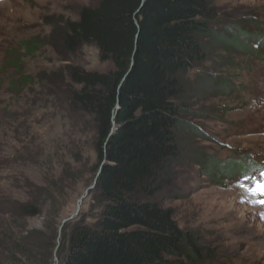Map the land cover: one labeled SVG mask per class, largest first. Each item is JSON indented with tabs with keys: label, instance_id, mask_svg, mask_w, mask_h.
I'll list each match as a JSON object with an SVG mask.
<instances>
[{
	"label": "trees",
	"instance_id": "trees-1",
	"mask_svg": "<svg viewBox=\"0 0 264 264\" xmlns=\"http://www.w3.org/2000/svg\"><path fill=\"white\" fill-rule=\"evenodd\" d=\"M214 17L209 0H99L52 30L50 45L61 62L70 64L83 46H93L111 70L67 65L59 76L46 77L64 97H38L33 103L62 104L70 124V132L52 140L49 150L24 123L23 135L8 125L20 147L10 155L0 150V169L11 174L8 187L22 199L0 192V264H52L62 209L86 166L85 149L97 158L92 178L97 182L89 192L96 214L92 223L78 214L63 226L58 264L203 263L197 238L153 199L183 158L181 136L197 134L183 121L184 76L206 61L207 40L228 42L233 53L246 48L240 32L226 41L216 35ZM43 44L29 40L21 48L31 56ZM261 51L260 44L248 52ZM207 164L199 162L209 177L245 168ZM26 169L38 170L40 180L26 177ZM36 218L41 226L30 228Z\"/></svg>",
	"mask_w": 264,
	"mask_h": 264
},
{
	"label": "rangeland",
	"instance_id": "rangeland-1",
	"mask_svg": "<svg viewBox=\"0 0 264 264\" xmlns=\"http://www.w3.org/2000/svg\"><path fill=\"white\" fill-rule=\"evenodd\" d=\"M98 2L0 0V150L7 155L20 147L11 139L8 125L23 135L24 123L46 151L52 140L70 132L62 104L51 108L47 101L33 103L38 97H64L62 88L48 82V75L59 76L67 65L100 73L111 70L110 64L100 62L93 46H83L68 64L61 62L62 55L50 42L53 29L76 20L82 8ZM209 4L214 10L211 27L215 34L226 41L240 32L246 48L233 53L228 42L207 40L206 61L184 76L187 112L183 121L197 134L181 136L183 158L173 166L170 183L153 201L171 209L177 226L197 238L204 250L202 264H264V54L248 52L260 44L264 47V0H209ZM29 40L44 44L25 56L21 45ZM19 139L25 142L23 136ZM83 154L86 166L69 192L61 221L75 213L79 198L93 183L96 155L89 149ZM201 160L221 167L226 163L228 171L234 164L245 168L209 177L208 169L199 166ZM23 174L40 180L38 170L26 169ZM10 175L0 169V192L7 195L14 192L7 183ZM18 194L13 195L22 199ZM95 214L88 195L79 217L89 224ZM41 222L36 218L28 225L39 228Z\"/></svg>",
	"mask_w": 264,
	"mask_h": 264
},
{
	"label": "water",
	"instance_id": "water-1",
	"mask_svg": "<svg viewBox=\"0 0 264 264\" xmlns=\"http://www.w3.org/2000/svg\"><path fill=\"white\" fill-rule=\"evenodd\" d=\"M97 176H98V174H97ZM96 182H97V179L95 178L94 181H93V183H92V185L90 187H88L84 191V193L82 194V196L79 198V200L77 202V206H76L75 213L73 215H71L70 217H68L67 219H64V220L61 221V224L59 226V234H58V237H57V247L55 248V251H54V263L53 264H57L58 263L55 254H56V251H57L58 246H59V238H60V233H61V230H62L63 226L67 222L72 221L75 217L78 216V214L80 212V207H81V204H82L83 200L89 195V192L94 189V186H95Z\"/></svg>",
	"mask_w": 264,
	"mask_h": 264
},
{
	"label": "snow or ice",
	"instance_id": "snow-or-ice-1",
	"mask_svg": "<svg viewBox=\"0 0 264 264\" xmlns=\"http://www.w3.org/2000/svg\"><path fill=\"white\" fill-rule=\"evenodd\" d=\"M262 204H264V201H261Z\"/></svg>",
	"mask_w": 264,
	"mask_h": 264
}]
</instances>
